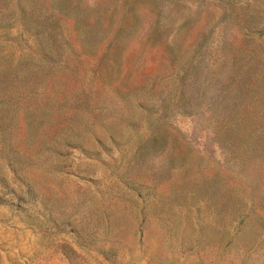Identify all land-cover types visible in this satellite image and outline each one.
<instances>
[{
    "label": "rangeland",
    "instance_id": "obj_1",
    "mask_svg": "<svg viewBox=\"0 0 264 264\" xmlns=\"http://www.w3.org/2000/svg\"><path fill=\"white\" fill-rule=\"evenodd\" d=\"M92 2L102 10L113 0H83L84 5ZM157 2L173 15L169 23L189 19L175 38L180 47L175 59L162 50L166 30L150 35ZM133 4L139 19L113 68L101 53H88L72 36L73 42L63 44L61 57L44 69L38 84L48 89L39 91L38 99L52 105V119L45 126L60 130L73 122L69 139L57 141L58 149L52 151L50 145L59 137L50 127L45 130L29 150L32 162L23 169L25 177L3 167L0 155V264H264L260 159L245 156L240 167L201 149V126L211 129L215 123V116L204 114V96L197 103L191 100L200 109L199 121L179 114L169 122L159 120L153 106L175 69L188 59L195 39L219 24L225 13L235 36L246 14L253 12L252 37L264 43V0ZM15 25L0 30L5 86L18 58L41 56L34 38L20 35ZM67 26L62 22L60 30L70 33ZM208 68L204 79L209 89L226 80L215 58ZM60 98V104L54 102ZM156 131L162 147L136 151ZM23 178L35 191L22 204L12 192ZM54 216L69 217L70 224L54 228Z\"/></svg>",
    "mask_w": 264,
    "mask_h": 264
},
{
    "label": "trees",
    "instance_id": "obj_2",
    "mask_svg": "<svg viewBox=\"0 0 264 264\" xmlns=\"http://www.w3.org/2000/svg\"><path fill=\"white\" fill-rule=\"evenodd\" d=\"M134 1L113 0L109 8L100 10L98 3L84 5L83 0H0V30L6 31L8 25L16 23V32L32 36L41 52V56L36 58L33 55L18 58L9 70L8 85H4V77L0 74V155L2 166L13 175L19 173L25 177L23 169L32 162V158H28L29 150L50 127L45 124L52 119V105L38 99L39 91L48 89L38 84L47 65L61 57L63 44L73 36L82 49H87L88 53H101L113 68L122 59L134 23L139 19ZM155 6L150 35L157 36L166 30L168 36L162 50L175 59L180 49L175 38L189 19L178 18L176 22L169 23L173 15L165 12L160 3ZM227 16L225 13L219 24L201 32L192 43L188 59L179 64L169 85L159 92L153 105L155 116L168 122L176 114L193 119L200 109L195 108L191 100L197 103L204 96L207 109L204 114L215 116V123L211 129L201 126L205 133L201 149L210 156L240 167L242 158L250 155L259 158L264 165V43H256L252 37L253 12L246 14L241 22L243 25L235 30V36L227 28ZM62 22L69 26L70 33L60 30ZM228 48L231 49L229 56ZM211 58L225 69L227 78L209 89L204 75L211 70L208 68ZM146 71L144 68L142 73ZM188 87L194 88L193 91L187 90ZM122 89L126 93L132 91L126 83H122ZM54 102L60 104L62 99ZM49 131L54 137H59L54 138L56 143L50 145V149L56 151L57 141L65 142L73 133V122L60 130L50 127ZM149 136L146 142L137 146L136 151L147 153L162 147L163 138L158 131L150 132ZM133 187L135 192V185ZM17 188L12 196L22 204L34 195L32 184L25 178ZM206 202H211L210 196ZM260 211L263 212L261 208ZM216 215L224 218L222 211ZM50 218L54 228L70 224L69 217Z\"/></svg>",
    "mask_w": 264,
    "mask_h": 264
}]
</instances>
